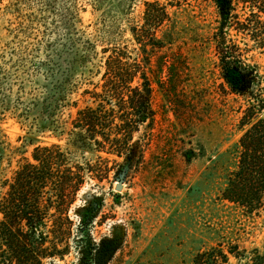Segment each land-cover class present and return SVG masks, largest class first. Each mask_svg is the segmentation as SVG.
<instances>
[{"label": "trees", "instance_id": "trees-1", "mask_svg": "<svg viewBox=\"0 0 264 264\" xmlns=\"http://www.w3.org/2000/svg\"><path fill=\"white\" fill-rule=\"evenodd\" d=\"M142 5L139 20L122 30L129 36L121 46L107 41L97 51L94 43L84 41L80 61L90 67L79 82L70 79L71 70L35 74L29 80L31 91L39 90L24 109L25 117L33 115L29 127L57 141L18 138L31 151L29 157L21 152L12 175L1 183L0 264H52L74 248L81 254L79 264H88L95 249L88 227L94 210L88 195L79 193L90 180L110 182V172L112 181L123 182L129 165L101 153L130 155L132 139L142 127L147 138L152 136L155 87L175 97L187 59L201 60L205 54L218 70V91L242 96L244 103L237 141L207 167L223 165L216 198L206 210L224 225L220 233L212 232L214 243L196 251L190 264H230V259L264 264V253L230 239L239 224L237 214L263 216L264 224V79L255 64L247 63L250 52L264 54V0H143ZM97 74L99 80L91 82ZM84 83L92 88L80 91L86 102L80 105L73 95ZM27 85L22 82V92ZM186 159L191 160L189 155ZM211 179L212 174L207 181ZM78 197L83 204L75 223L70 210Z\"/></svg>", "mask_w": 264, "mask_h": 264}, {"label": "rangeland", "instance_id": "rangeland-1", "mask_svg": "<svg viewBox=\"0 0 264 264\" xmlns=\"http://www.w3.org/2000/svg\"><path fill=\"white\" fill-rule=\"evenodd\" d=\"M142 1L1 0L0 195L4 192L1 183L12 175L21 152L30 155L31 146H23L20 136H35L43 143L57 141L48 132L37 133L29 127L33 115L25 117L24 109L39 91H31L29 80L35 74L71 70L70 79L79 82L90 67L80 61L84 41L94 43L97 51L107 41L121 46L129 36L122 30L126 23L139 20ZM251 55L247 63L255 64L264 79V54ZM74 56L78 60L72 61ZM187 61L175 97L155 87L152 136L147 138L142 127L132 139L130 155L116 158L101 153L121 164L129 162L121 189L115 190L117 181H112L110 172V182L90 180L79 193L88 195L94 210L88 227L95 249L88 264H190L196 251L214 243L216 234L212 232H221L224 224L215 214L208 215L206 206L216 198L223 165L207 167L237 141L244 97L218 91L221 80L209 54ZM99 78L100 74L93 75L91 82ZM22 82L29 84L25 92ZM84 88L91 89L92 84H80L73 98H80ZM84 103L80 98L79 104ZM68 113L64 111L61 119ZM82 204L78 197L70 210L75 223ZM262 218L245 219L237 214V235L229 238H239L248 250L257 248L264 253ZM80 260L81 254L74 248L52 264H79ZM230 264L238 263L230 259Z\"/></svg>", "mask_w": 264, "mask_h": 264}, {"label": "water", "instance_id": "water-1", "mask_svg": "<svg viewBox=\"0 0 264 264\" xmlns=\"http://www.w3.org/2000/svg\"><path fill=\"white\" fill-rule=\"evenodd\" d=\"M122 187V182L121 181H117L114 185L115 190H120Z\"/></svg>", "mask_w": 264, "mask_h": 264}]
</instances>
